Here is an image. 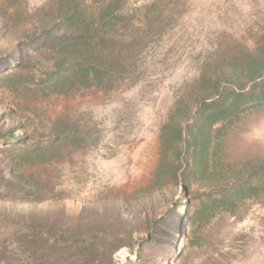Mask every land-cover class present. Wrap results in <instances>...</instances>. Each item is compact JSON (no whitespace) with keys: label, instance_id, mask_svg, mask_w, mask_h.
Segmentation results:
<instances>
[{"label":"rangeland","instance_id":"obj_1","mask_svg":"<svg viewBox=\"0 0 264 264\" xmlns=\"http://www.w3.org/2000/svg\"><path fill=\"white\" fill-rule=\"evenodd\" d=\"M47 1L25 0L24 8L34 11ZM151 1L128 0L126 11ZM7 2L0 0V7ZM173 10L174 21L145 50L133 87L65 98L15 93L0 81L1 135L13 129L24 143L46 144L63 119L89 139L41 165L15 159L13 145L0 139L1 180H32L43 197L42 202L0 199V210L116 229L120 248L111 264H264V194L197 229L189 223L194 207L182 189L169 185L145 192L159 160L161 127L181 88L197 77L211 53L255 51L262 44L264 0H181ZM23 61L35 57L25 59L0 27V78ZM225 152L231 163L264 158V106L229 130ZM10 248L19 247L11 241Z\"/></svg>","mask_w":264,"mask_h":264},{"label":"trees","instance_id":"obj_2","mask_svg":"<svg viewBox=\"0 0 264 264\" xmlns=\"http://www.w3.org/2000/svg\"><path fill=\"white\" fill-rule=\"evenodd\" d=\"M127 1L49 0L28 11L25 0H8L0 7V27L25 59L34 56L35 61L13 63L15 71L0 78L3 86L20 94L68 98L137 85L145 50L162 38L181 0H152L132 13L126 11ZM181 89L161 127L159 160L145 192L169 185L182 189L194 207L189 223L203 229L264 194V158L231 163L225 152L229 130L247 112L264 106V38L255 51L211 53ZM9 133L0 139L13 145L15 159L30 165L56 160L64 147H84L89 140L63 119L46 144L24 143L13 129ZM4 184L0 199L43 201L32 180L4 183L0 178ZM118 235L98 224L0 210V264H111L120 248L114 243Z\"/></svg>","mask_w":264,"mask_h":264}]
</instances>
